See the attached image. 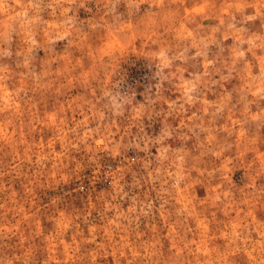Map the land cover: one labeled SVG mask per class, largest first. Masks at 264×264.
<instances>
[{"label":"rangeland","instance_id":"rangeland-1","mask_svg":"<svg viewBox=\"0 0 264 264\" xmlns=\"http://www.w3.org/2000/svg\"><path fill=\"white\" fill-rule=\"evenodd\" d=\"M0 264H264V0H0Z\"/></svg>","mask_w":264,"mask_h":264}]
</instances>
